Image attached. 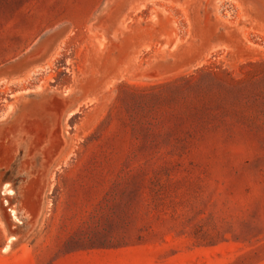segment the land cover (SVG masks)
Instances as JSON below:
<instances>
[{
    "label": "rangeland",
    "instance_id": "obj_1",
    "mask_svg": "<svg viewBox=\"0 0 264 264\" xmlns=\"http://www.w3.org/2000/svg\"><path fill=\"white\" fill-rule=\"evenodd\" d=\"M0 264H264V0H0Z\"/></svg>",
    "mask_w": 264,
    "mask_h": 264
}]
</instances>
